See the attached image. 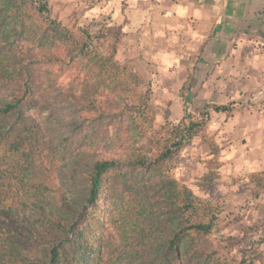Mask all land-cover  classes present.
Wrapping results in <instances>:
<instances>
[{
  "label": "trees",
  "instance_id": "trees-1",
  "mask_svg": "<svg viewBox=\"0 0 264 264\" xmlns=\"http://www.w3.org/2000/svg\"><path fill=\"white\" fill-rule=\"evenodd\" d=\"M42 28L62 33L45 0H0V264H173L185 238L218 224L219 210L166 168L204 137L208 114L185 109L154 127L147 91L136 86L129 103L115 85L104 105L112 121L127 109L126 121L77 138L81 122L68 117L97 110L98 88L76 97L56 85L52 58L23 46L41 40ZM120 33L112 25V62ZM87 38L74 41L79 59Z\"/></svg>",
  "mask_w": 264,
  "mask_h": 264
},
{
  "label": "crops",
  "instance_id": "crops-1",
  "mask_svg": "<svg viewBox=\"0 0 264 264\" xmlns=\"http://www.w3.org/2000/svg\"><path fill=\"white\" fill-rule=\"evenodd\" d=\"M123 1L118 51L148 67L177 117L186 105L208 114L226 175H263L264 100L248 99L264 87V0Z\"/></svg>",
  "mask_w": 264,
  "mask_h": 264
},
{
  "label": "rangeland",
  "instance_id": "rangeland-1",
  "mask_svg": "<svg viewBox=\"0 0 264 264\" xmlns=\"http://www.w3.org/2000/svg\"><path fill=\"white\" fill-rule=\"evenodd\" d=\"M45 1L50 18L56 21L62 33L42 28L41 40L34 45L25 43L24 48L29 46L34 52L52 58L46 67L63 92L79 97L86 86L98 88L93 95L99 106L97 110L81 108L68 117L75 124L81 122L77 138L104 135L107 129L112 134V123L118 127L119 121H126L127 109L116 110L112 121V112L108 114L104 105L106 99L115 98L110 92L115 85L124 90L122 100L129 103L132 102L129 96L135 93L136 86L140 91H147L153 107L154 127L181 119L184 111L180 112L179 107L180 116L177 117L178 109L172 100H162V92L157 90L148 67L141 66L136 58H125L118 51L121 33L112 62L109 48L112 45V25L116 23V19H112L113 0ZM125 6L123 0H117L119 15L124 13ZM82 35H92L93 38H87V53L85 58L79 59L74 41ZM72 56L76 57L72 60ZM189 108L188 105L183 107L198 114ZM218 159L219 148L206 134L205 128L204 137L191 139L166 165L170 177L219 210L216 229L207 236L185 238L173 264H264V174L245 178L226 175ZM144 177L156 178L153 173Z\"/></svg>",
  "mask_w": 264,
  "mask_h": 264
},
{
  "label": "built area",
  "instance_id": "built-area-1",
  "mask_svg": "<svg viewBox=\"0 0 264 264\" xmlns=\"http://www.w3.org/2000/svg\"><path fill=\"white\" fill-rule=\"evenodd\" d=\"M264 100V87L259 88L249 99L248 102H258Z\"/></svg>",
  "mask_w": 264,
  "mask_h": 264
}]
</instances>
